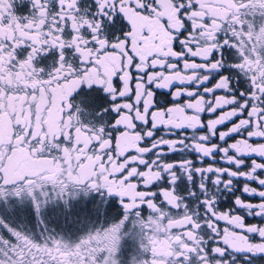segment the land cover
Returning <instances> with one entry per match:
<instances>
[{
	"label": "snow or ice",
	"instance_id": "snow-or-ice-1",
	"mask_svg": "<svg viewBox=\"0 0 264 264\" xmlns=\"http://www.w3.org/2000/svg\"><path fill=\"white\" fill-rule=\"evenodd\" d=\"M0 264H264V0H0Z\"/></svg>",
	"mask_w": 264,
	"mask_h": 264
}]
</instances>
